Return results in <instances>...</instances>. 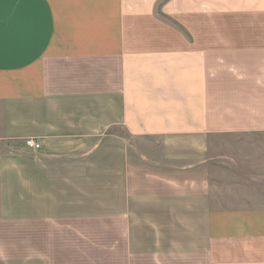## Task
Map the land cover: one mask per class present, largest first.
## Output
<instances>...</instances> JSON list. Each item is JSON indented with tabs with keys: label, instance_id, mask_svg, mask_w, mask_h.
Masks as SVG:
<instances>
[{
	"label": "crops",
	"instance_id": "obj_1",
	"mask_svg": "<svg viewBox=\"0 0 264 264\" xmlns=\"http://www.w3.org/2000/svg\"><path fill=\"white\" fill-rule=\"evenodd\" d=\"M0 264H264V0H0Z\"/></svg>",
	"mask_w": 264,
	"mask_h": 264
},
{
	"label": "built area",
	"instance_id": "obj_2",
	"mask_svg": "<svg viewBox=\"0 0 264 264\" xmlns=\"http://www.w3.org/2000/svg\"><path fill=\"white\" fill-rule=\"evenodd\" d=\"M25 143L30 148H39L40 147L39 141L35 138H27L25 140Z\"/></svg>",
	"mask_w": 264,
	"mask_h": 264
}]
</instances>
